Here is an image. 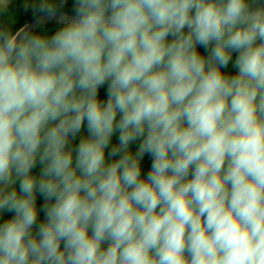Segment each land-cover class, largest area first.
I'll use <instances>...</instances> for the list:
<instances>
[{
    "label": "clouds",
    "instance_id": "clouds-1",
    "mask_svg": "<svg viewBox=\"0 0 264 264\" xmlns=\"http://www.w3.org/2000/svg\"><path fill=\"white\" fill-rule=\"evenodd\" d=\"M66 3L0 24V264H264V0Z\"/></svg>",
    "mask_w": 264,
    "mask_h": 264
},
{
    "label": "trees",
    "instance_id": "trees-1",
    "mask_svg": "<svg viewBox=\"0 0 264 264\" xmlns=\"http://www.w3.org/2000/svg\"><path fill=\"white\" fill-rule=\"evenodd\" d=\"M34 2H36V0H16V1H14L12 4H10L8 6L7 13L4 15H0V24L5 25V26H9L13 29H16V28L21 27L25 23L31 22L33 19V11L31 8H29V10L25 11L24 5L26 3L31 4ZM73 5H74V0H67V3L64 6V11H66L68 14H74ZM57 27H58V25H56V24H48V25H45L43 29H38V31H44V32L51 33L53 31H55V29ZM198 50L200 51L201 54L207 55V52L205 51V49L203 47H199ZM223 71L230 73V74H235V72L237 70L230 63L227 68L223 69ZM106 89H107V84L102 86L99 90V98L101 100L107 99ZM87 135H88V133H87L86 124H85V126L81 130V133L77 135L75 140L70 141V146L75 147L76 144L79 142V139L81 137L87 136ZM117 137H118V133L113 136L112 145H115L118 142ZM138 143H139V141L130 145V149L133 152H135V150L137 149ZM110 147H111V145H110ZM107 151L108 150H106V156H107ZM113 159H115V158H113ZM150 166H151V157L149 155H145V157L142 160V175L147 174V172L150 170ZM39 169H40V165L37 164V167L33 169V174L37 175L39 173ZM17 187H18V184H17ZM42 204H43V197L38 195L37 196V206L40 207ZM13 215H14V213L5 212V215L3 216V218L0 219V223H2L5 219H8ZM43 219H44V213H43V211H41L39 214V221H43ZM34 231H35V229H34Z\"/></svg>",
    "mask_w": 264,
    "mask_h": 264
},
{
    "label": "rangeland",
    "instance_id": "rangeland-1",
    "mask_svg": "<svg viewBox=\"0 0 264 264\" xmlns=\"http://www.w3.org/2000/svg\"><path fill=\"white\" fill-rule=\"evenodd\" d=\"M14 1H16V0H10L9 5L12 4ZM4 215H5V213L2 216H0V219L3 218Z\"/></svg>",
    "mask_w": 264,
    "mask_h": 264
},
{
    "label": "water",
    "instance_id": "water-1",
    "mask_svg": "<svg viewBox=\"0 0 264 264\" xmlns=\"http://www.w3.org/2000/svg\"><path fill=\"white\" fill-rule=\"evenodd\" d=\"M71 15V14H70ZM48 24H54V23H48ZM48 24H46V25H48Z\"/></svg>",
    "mask_w": 264,
    "mask_h": 264
}]
</instances>
